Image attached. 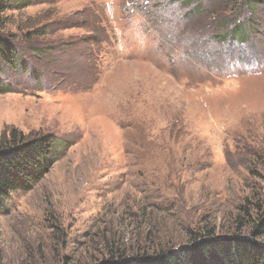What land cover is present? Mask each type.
<instances>
[{
	"label": "rangeland",
	"instance_id": "1",
	"mask_svg": "<svg viewBox=\"0 0 264 264\" xmlns=\"http://www.w3.org/2000/svg\"><path fill=\"white\" fill-rule=\"evenodd\" d=\"M6 17L25 68L1 77L14 89L0 94V146L16 133L64 147L0 214V264L249 236L264 200V5L33 0ZM238 23L246 45L225 42Z\"/></svg>",
	"mask_w": 264,
	"mask_h": 264
},
{
	"label": "trees",
	"instance_id": "2",
	"mask_svg": "<svg viewBox=\"0 0 264 264\" xmlns=\"http://www.w3.org/2000/svg\"><path fill=\"white\" fill-rule=\"evenodd\" d=\"M199 0H184L194 4ZM252 14L257 7L264 5V0H235ZM33 5V0H0V94L13 92V86L5 83L6 69L19 70L25 68L24 56L19 45L6 33L7 14L21 11ZM236 25L228 33L225 42L246 45L248 33ZM257 31L254 25H249ZM0 146V214L6 212L7 204L15 193H25L41 182L53 165L60 159L63 142L52 136L31 141L18 138ZM255 219L251 225L249 236L234 234L217 237L211 232L195 235L188 244L177 250H166L152 255H136L111 257L103 264H264V200L256 207Z\"/></svg>",
	"mask_w": 264,
	"mask_h": 264
}]
</instances>
